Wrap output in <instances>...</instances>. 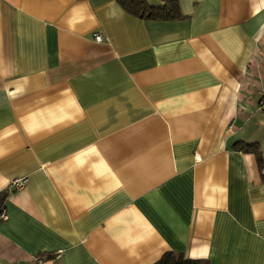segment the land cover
Masks as SVG:
<instances>
[{
  "label": "crops",
  "instance_id": "0c3cea01",
  "mask_svg": "<svg viewBox=\"0 0 264 264\" xmlns=\"http://www.w3.org/2000/svg\"><path fill=\"white\" fill-rule=\"evenodd\" d=\"M178 6L0 0V264H264V0Z\"/></svg>",
  "mask_w": 264,
  "mask_h": 264
},
{
  "label": "trees",
  "instance_id": "16d2710c",
  "mask_svg": "<svg viewBox=\"0 0 264 264\" xmlns=\"http://www.w3.org/2000/svg\"><path fill=\"white\" fill-rule=\"evenodd\" d=\"M126 12L134 17L141 19H171L179 17L178 0H161L162 5H149L145 0H115ZM235 147L241 150L251 149L256 155L258 164L261 163L260 152L255 148V145L246 143H236ZM6 192L0 193V220L1 215L5 214L3 200ZM50 258V256H46ZM153 264H204L201 260L184 257L181 253L166 252L161 258Z\"/></svg>",
  "mask_w": 264,
  "mask_h": 264
},
{
  "label": "built area",
  "instance_id": "2783aa9c",
  "mask_svg": "<svg viewBox=\"0 0 264 264\" xmlns=\"http://www.w3.org/2000/svg\"><path fill=\"white\" fill-rule=\"evenodd\" d=\"M94 39L96 41H100V36L95 34L94 35ZM258 110L261 113H264V94H262V96L260 97L259 101H258V106H257ZM25 179L24 178H16L13 179L10 184H9V188L10 189H17L20 188L23 184H24ZM3 218H5V214L1 215Z\"/></svg>",
  "mask_w": 264,
  "mask_h": 264
}]
</instances>
